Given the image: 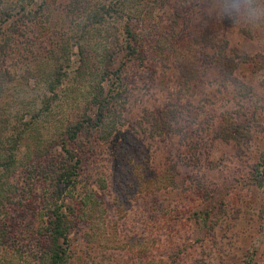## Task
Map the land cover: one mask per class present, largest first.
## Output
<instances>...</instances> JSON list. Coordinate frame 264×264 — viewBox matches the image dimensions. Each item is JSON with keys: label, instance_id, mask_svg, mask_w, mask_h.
<instances>
[{"label": "rangeland", "instance_id": "obj_1", "mask_svg": "<svg viewBox=\"0 0 264 264\" xmlns=\"http://www.w3.org/2000/svg\"><path fill=\"white\" fill-rule=\"evenodd\" d=\"M212 3L0 0V68L12 75L0 137L18 127L20 159L51 145L57 173L78 165L75 190L56 173L42 186L19 177L10 242L28 250L9 262L0 246V264H36L19 235L63 202L68 264H264V23H231ZM219 53L251 58L239 82L220 75Z\"/></svg>", "mask_w": 264, "mask_h": 264}, {"label": "trees", "instance_id": "obj_2", "mask_svg": "<svg viewBox=\"0 0 264 264\" xmlns=\"http://www.w3.org/2000/svg\"><path fill=\"white\" fill-rule=\"evenodd\" d=\"M130 32H132L131 29H129L128 34H130ZM80 46L81 45H79L78 47L79 49L81 48ZM131 46H133V44L129 42L127 48L134 54L136 48L133 46L134 49L132 50ZM6 48L7 46L5 47L0 45V61L2 60L1 58H3L2 56H4L5 52L7 51ZM212 49H214V47H212ZM79 53L81 54V60H79V62L82 65L84 63L85 57H82L83 53L81 52V50H79ZM55 59L57 60V64H59L58 62H60V57H57ZM249 61H251L250 57H243L240 60H236L232 56H229L225 53H219L217 56H215V63L219 67L220 75L223 77H227V79L235 82L238 81L236 78H233L235 69L241 62ZM60 69L61 65H55V69H53L54 72L50 75V80L51 82H53L51 83L52 85L49 86V89L51 91L56 90L57 86L61 82L58 77L60 76ZM78 69H80V67H78ZM11 77V72H9L7 69H4V71H2L0 68V99L2 97V94L5 92L4 90L6 88V85L11 80ZM43 103L45 109L48 110L51 105L50 100H45L43 101ZM9 121L10 119H8L7 115L6 118H4L0 113V127L1 123H5L8 126ZM97 123L98 124L96 125L102 123V119L98 120ZM87 127L88 125L86 126L84 121H79L78 123H76V125L72 127V130L69 129L70 132L68 135L70 136V139L75 140L76 136L78 135L77 133L82 132L83 129ZM14 132H16V136H4L6 137L5 140L4 137H0V246H2L4 256H6V259H8L9 262L10 259L8 257V254L15 257L14 254H18L19 251V253L21 254V252L24 251L23 253H26L25 251L28 250L26 249L21 251L19 248L17 249L15 244H12L10 242V238L12 237L16 229L14 230L12 228V221L15 220L14 216H11L9 213V205H12L15 202V199H17L18 196V192L24 190V185H19V183L21 182L19 177L24 178L27 175L32 176V180L39 181L38 184L41 182L42 186L48 174L50 175V173H56L58 174L57 176L61 178L65 177V183L67 184V186H71L73 190H75V186H77L78 182V180L76 179L77 175L75 173V168L78 165L68 164L64 166V164H61V166L58 167V173L57 168L51 167L50 160H48L51 155V145H45L43 148L37 149L33 151V153H30L26 157L20 159V149L22 143L24 142L22 134L23 132L18 134V127H14ZM2 133L3 132L1 131L0 135ZM64 144L66 146V140H63L62 146H64ZM65 146L63 148L65 149L66 153L71 155V158H73L72 152L67 150ZM42 197H45V195H43ZM20 199L21 201L19 203L23 207L28 204H32L33 206L35 200H37L32 195H29L24 199H22L21 197ZM67 207L68 206H66L64 202L59 204L54 203L52 208H48L47 216H49V221L37 228L35 226H31L29 227V229L21 231L24 232L21 233L23 235H19V237L21 236L22 241L27 240L31 244L32 242H35V244L31 245L28 257L36 260V264H68V252L71 245L69 244V234L73 225V221L70 220L68 215H66L65 213L67 212ZM37 209L39 210V212L41 211V209L44 210L43 205H40V207L38 208L36 207V209L34 207V211ZM8 226L11 228L10 230ZM42 241H47L50 243L47 249L43 247ZM43 249H45V251L42 255L41 251H43ZM33 251L35 253H33ZM32 254H34L33 257Z\"/></svg>", "mask_w": 264, "mask_h": 264}, {"label": "clouds", "instance_id": "obj_3", "mask_svg": "<svg viewBox=\"0 0 264 264\" xmlns=\"http://www.w3.org/2000/svg\"><path fill=\"white\" fill-rule=\"evenodd\" d=\"M210 9L231 23H264V0H214Z\"/></svg>", "mask_w": 264, "mask_h": 264}]
</instances>
